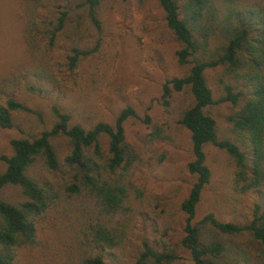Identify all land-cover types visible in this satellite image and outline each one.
I'll use <instances>...</instances> for the list:
<instances>
[{
  "label": "trees",
  "instance_id": "16d2710c",
  "mask_svg": "<svg viewBox=\"0 0 264 264\" xmlns=\"http://www.w3.org/2000/svg\"><path fill=\"white\" fill-rule=\"evenodd\" d=\"M25 14L21 35L31 57L25 74L54 82L52 49L70 21L69 11H60L52 28L41 30L40 0H23ZM172 38L179 46L178 63L188 68L185 76L167 80L161 99L168 105L173 93L187 92L192 98L183 109L179 125L190 134L193 160L187 165L195 177L180 208L185 215L182 246L190 254L187 263L174 252H155L147 246L134 264H264V0H157ZM87 17L96 29L97 0H87ZM90 51L73 45L66 57L68 70H75ZM222 69L218 94L208 87L205 72ZM10 76L0 78V129L13 127V113L27 111L7 90ZM217 98V100H215ZM228 103L225 121L229 135L220 138L217 122L209 109ZM56 122L31 139H12L10 156L0 155L5 170L0 173V264H18L22 250L39 246L41 225L53 211L63 214L73 226L72 248L65 264H106L102 254L119 246L125 236V222L112 225L125 214L128 177L140 161L125 138L124 123L137 118L127 106L112 124L99 122L91 129L70 125V116L53 108ZM150 124L149 116L143 120ZM158 134L154 131L153 135ZM108 139L103 153L102 138ZM65 140L68 153L60 160L52 143ZM224 152L233 166L236 192L253 196L251 220L245 225L222 222L214 214L197 221V207L211 179L205 147ZM41 164L51 174L40 180L32 166ZM10 187L18 188L22 199L14 203L4 197ZM203 230L220 236L240 238L225 242L212 238L204 243Z\"/></svg>",
  "mask_w": 264,
  "mask_h": 264
},
{
  "label": "rangeland",
  "instance_id": "374dc122",
  "mask_svg": "<svg viewBox=\"0 0 264 264\" xmlns=\"http://www.w3.org/2000/svg\"><path fill=\"white\" fill-rule=\"evenodd\" d=\"M87 0H40L38 20L41 30L52 28L60 11L68 10L70 21L58 36L51 57L54 82L25 74L31 57L21 35L25 14L23 0H0V78L10 76L7 90L27 111L13 113V127L0 129V155L10 156L12 139H31L56 122L53 108L70 116V125L91 129L95 124H112L122 109L129 106L137 118L124 123L125 138L136 150L140 161L128 177L126 198L128 211L114 218L112 225L125 222L121 244L102 254L106 264H134L144 247L155 252H174L190 262L189 251L182 246L185 236V215L180 204L195 181L187 165L193 160L190 134L179 125L181 112L189 107V93H173L164 105L162 86L167 80L181 78L188 68L178 63L179 46L172 38L157 0H97L96 29L87 17ZM73 45L90 51L81 57L71 71L66 57ZM223 70L205 72L208 87L218 94V80ZM217 100V98L215 99ZM217 122L218 135L227 138L230 111L228 103L209 109ZM149 116L151 123L145 124ZM157 131L158 134H153ZM60 160L68 153L63 138L52 141ZM101 150H108V139L100 141ZM206 163L211 179L203 190L196 220L214 214L222 222L245 225L251 220L253 196L235 191L233 166L224 152L212 145L205 147ZM0 162V173L5 170ZM32 175L40 180L50 178L41 164L32 166ZM4 197L14 203L22 199L18 188L10 187ZM63 214L53 211L41 225L39 246L22 250L18 264H65L69 261L73 228ZM217 238L226 243L240 238L220 236L203 230L206 244ZM231 256L217 262L223 264ZM224 259V260H223Z\"/></svg>",
  "mask_w": 264,
  "mask_h": 264
}]
</instances>
